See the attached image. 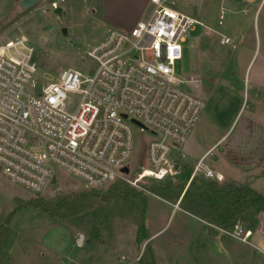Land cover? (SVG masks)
<instances>
[{"label": "built area", "instance_id": "obj_1", "mask_svg": "<svg viewBox=\"0 0 264 264\" xmlns=\"http://www.w3.org/2000/svg\"><path fill=\"white\" fill-rule=\"evenodd\" d=\"M167 2L150 0V17L130 31L108 30L86 52L96 65L92 75L68 69L44 84L34 79V51L25 40L0 44V174L6 180L39 194L57 170L87 190L101 189L128 175L121 171L133 156L135 130L151 137L137 183L180 174L173 152L187 142L204 104L180 89L173 71L197 22ZM200 174L223 180L200 162L188 183ZM218 231L250 245L252 232L239 223Z\"/></svg>", "mask_w": 264, "mask_h": 264}, {"label": "rangeland", "instance_id": "obj_2", "mask_svg": "<svg viewBox=\"0 0 264 264\" xmlns=\"http://www.w3.org/2000/svg\"><path fill=\"white\" fill-rule=\"evenodd\" d=\"M18 1L0 0V44L25 40L34 51L37 66L34 79L44 84L54 82L68 69L92 75L96 65L86 58V52L102 40L108 30L130 31L137 22L146 21L153 10L150 0H42L31 10L22 12L17 6ZM240 1L243 3L236 0H168L166 6L205 22L212 36L217 37L209 44L214 46L215 54L222 56L226 51H232L241 35H253L257 27L258 44L264 51V6L257 13L253 26L255 4L259 0ZM53 5L61 8L62 21L52 14ZM221 11L224 12L223 19L219 21ZM62 29L66 30V35ZM199 32L200 26L195 24L173 71L180 81V89L203 101L207 109L213 86L229 81L233 72L221 71L225 63L223 57L206 63L205 53L200 59L199 50L189 48V39L198 36ZM220 37H227L230 44L219 46ZM195 76L199 78L200 89H197V83L189 82ZM37 88L40 89L39 83ZM135 132V150L128 164V175L97 191L105 192L117 182H123L144 195V226L152 235L149 249H146L147 242L138 241L137 219L132 223L129 219L118 218L111 226V232L104 235L105 243L101 244L87 239L75 228V218L46 214L39 207L42 202L86 190L73 177L56 170V184L33 194L0 174V227L8 229L1 264H264V249L258 248L252 238L250 245L225 240L220 231L209 225L207 227L217 236L202 249L196 245L206 225L179 212L176 205H166L149 193L147 187L157 180L149 178L136 182L141 167L147 166L146 144L151 137L147 133L141 135L138 130ZM215 155L210 156L205 165L216 162ZM172 160L181 168L185 166L177 154L173 153ZM177 177L171 178L173 183L177 182ZM173 211H176L175 215H172ZM239 224L244 230L243 223ZM192 244H195V254L199 252V263L189 251Z\"/></svg>", "mask_w": 264, "mask_h": 264}, {"label": "crops", "instance_id": "obj_3", "mask_svg": "<svg viewBox=\"0 0 264 264\" xmlns=\"http://www.w3.org/2000/svg\"><path fill=\"white\" fill-rule=\"evenodd\" d=\"M262 5L264 0L255 4L253 26ZM193 20L200 26V32L189 39V48L199 50L200 59L205 53L206 63L223 57L225 63L221 71L228 70L233 74L229 81L213 86L207 109L202 101L205 111L201 113L187 142L173 153L177 154L184 167L191 168L192 173L201 162L204 168L219 173L223 180L247 183L264 197V51L258 44V27L253 35H241L237 44L232 46V51H226L221 56L214 53V46L209 45L217 37L212 36L205 22ZM222 39L219 38V46H227L222 43ZM229 59L231 62H228ZM229 63H233L230 69ZM189 82L197 83V89H200L198 76L190 78ZM215 153L217 161L205 165L204 162ZM175 214L176 211H173L172 215ZM252 233L253 242L258 248L262 246L264 249V212Z\"/></svg>", "mask_w": 264, "mask_h": 264}, {"label": "trees", "instance_id": "obj_4", "mask_svg": "<svg viewBox=\"0 0 264 264\" xmlns=\"http://www.w3.org/2000/svg\"><path fill=\"white\" fill-rule=\"evenodd\" d=\"M191 174V168L183 167L176 178V183L167 177L155 181L147 189L166 205H177L179 202L177 207L180 212L206 225L196 242L199 248H204L209 240L217 236V233L207 225L221 231H231L234 225L242 222L244 230L255 231L258 225L256 217L264 212L262 195L252 190L247 183L238 184L230 180L217 183L196 177L188 183ZM97 190L99 189H86L79 193L57 197L42 202L39 207L51 216L75 218L77 221L75 228H78L87 239L101 244L105 243L104 235L111 232V226L118 218L129 219L132 223L137 219L138 241L147 242L146 249H149L152 235L144 226V195L123 182H117L105 192ZM7 232L5 226L0 227V264L3 241ZM223 238L229 240L226 236ZM194 245H189V251L194 261L199 263V252L195 254Z\"/></svg>", "mask_w": 264, "mask_h": 264}, {"label": "water", "instance_id": "obj_5", "mask_svg": "<svg viewBox=\"0 0 264 264\" xmlns=\"http://www.w3.org/2000/svg\"><path fill=\"white\" fill-rule=\"evenodd\" d=\"M41 1H42V0H19L18 3H17V6H18V8L20 9V11H22V12H26V11H29V10H31L32 8H34V7H35L37 4H39ZM236 2H241V1H240V0H236ZM52 14H53L54 16H56V17L59 19V21H62V20H63L64 15H63V13H62L61 8H54L53 11H52ZM62 33H63V35H66V30H65V29H62ZM132 123H133L134 125L139 126V124L136 123L135 121H132ZM121 173L127 175V174L129 173V169H128V168H124V169L121 171ZM50 184H51V185H55V184H56V178H55V177L52 178ZM182 195H183V193H182ZM182 195H181V196H182ZM180 198H181V197H180ZM178 203H179V202H178ZM261 217H262V213H260V214L256 217L257 221H259ZM88 242H89V241H88Z\"/></svg>", "mask_w": 264, "mask_h": 264}, {"label": "bare ground", "instance_id": "obj_6", "mask_svg": "<svg viewBox=\"0 0 264 264\" xmlns=\"http://www.w3.org/2000/svg\"><path fill=\"white\" fill-rule=\"evenodd\" d=\"M195 24H193V25H191V27H190V33L193 31V26H194ZM184 42V44L187 42V39L186 40H184L183 41Z\"/></svg>", "mask_w": 264, "mask_h": 264}]
</instances>
